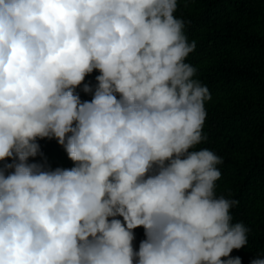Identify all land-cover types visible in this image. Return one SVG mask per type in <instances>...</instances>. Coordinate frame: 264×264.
Instances as JSON below:
<instances>
[{"label": "clouds", "instance_id": "1", "mask_svg": "<svg viewBox=\"0 0 264 264\" xmlns=\"http://www.w3.org/2000/svg\"><path fill=\"white\" fill-rule=\"evenodd\" d=\"M177 9L0 0V264H242L229 254L249 229L216 195L223 160L197 150L211 95ZM44 138L75 166L29 163Z\"/></svg>", "mask_w": 264, "mask_h": 264}, {"label": "trees", "instance_id": "2", "mask_svg": "<svg viewBox=\"0 0 264 264\" xmlns=\"http://www.w3.org/2000/svg\"><path fill=\"white\" fill-rule=\"evenodd\" d=\"M175 15L185 21V34L197 45L186 62L197 67L211 95L205 103L207 139L197 150L207 148L223 160L216 195L239 201L230 210L232 222L249 229L247 245L229 255L250 264L264 255V0H178ZM100 74L94 70L76 88L81 102L93 98L83 85L95 89ZM37 143L43 155L30 157L29 163L52 170L75 166L56 138ZM11 162L0 161V167ZM116 219L123 223V217ZM133 232L138 251L145 230L141 226Z\"/></svg>", "mask_w": 264, "mask_h": 264}]
</instances>
